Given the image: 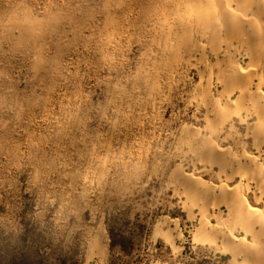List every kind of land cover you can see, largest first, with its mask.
Instances as JSON below:
<instances>
[{"label":"rangeland","instance_id":"rangeland-1","mask_svg":"<svg viewBox=\"0 0 264 264\" xmlns=\"http://www.w3.org/2000/svg\"><path fill=\"white\" fill-rule=\"evenodd\" d=\"M176 2L0 0V264H264L200 233L206 221L253 244L195 150L252 152L260 118L250 99L231 104L211 49L166 51ZM236 58L249 65L247 51ZM177 170L216 197L186 195ZM240 171L226 184L264 211Z\"/></svg>","mask_w":264,"mask_h":264},{"label":"bare ground","instance_id":"bare-ground-1","mask_svg":"<svg viewBox=\"0 0 264 264\" xmlns=\"http://www.w3.org/2000/svg\"><path fill=\"white\" fill-rule=\"evenodd\" d=\"M173 11L172 24H168L167 32L171 36L175 34L176 37L173 36L176 40L169 45L167 43L164 47L173 56L172 59L176 60L178 56L180 59L182 53L189 56L198 53L202 57L207 48L211 49L212 53L220 58L219 60L216 58L218 63L216 81L224 88V92L238 93L237 99L231 100V104L238 105L243 99H250L251 106L257 107V117L260 118L254 133L252 131L256 141V148L252 150L254 153L249 152L246 147L243 152H235L233 148L224 144L215 145L211 142H206L195 150L198 153V161L210 160L218 167L217 176L220 180L218 191L232 214L233 229L237 226L247 229V233L253 236V244L245 242L244 237H238L233 232L225 234L217 227L209 226L206 221L203 222L200 233L205 231L215 236H222L228 242V249L235 258L239 255L253 256L258 252V255L263 254L260 252H264V246L259 248V245H264V211H259L249 204L241 186L230 187L226 183L239 176L241 169L244 171L243 180L253 185H249L248 190L251 189L256 200L264 205V0H177ZM194 35L199 36L205 44H192ZM221 41L224 44L220 43ZM242 50L248 52L247 67L234 65L236 61L234 59L242 53ZM215 65L214 63V67ZM173 66L177 64L173 63ZM254 86L255 91L252 90ZM219 92V98L210 101L217 116L223 109L218 102L225 96L222 90ZM225 103L228 105V101ZM221 121L223 122L222 118ZM194 135L196 137L195 133ZM228 137L224 138L225 142L228 141ZM177 171L175 179L184 185L186 195L205 197L204 199L216 197L217 190L209 183L180 170ZM160 236L169 241L171 231L161 230Z\"/></svg>","mask_w":264,"mask_h":264},{"label":"trees","instance_id":"trees-1","mask_svg":"<svg viewBox=\"0 0 264 264\" xmlns=\"http://www.w3.org/2000/svg\"><path fill=\"white\" fill-rule=\"evenodd\" d=\"M116 246H117V244L114 241H112L111 242V248H115Z\"/></svg>","mask_w":264,"mask_h":264}]
</instances>
